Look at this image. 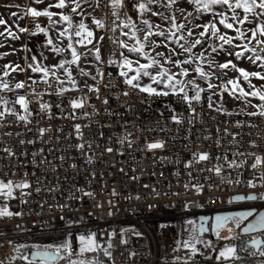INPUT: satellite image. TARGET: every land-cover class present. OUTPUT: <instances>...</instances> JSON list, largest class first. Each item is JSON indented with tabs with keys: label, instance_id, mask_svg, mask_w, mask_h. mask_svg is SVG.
Returning a JSON list of instances; mask_svg holds the SVG:
<instances>
[{
	"label": "built area",
	"instance_id": "obj_1",
	"mask_svg": "<svg viewBox=\"0 0 264 264\" xmlns=\"http://www.w3.org/2000/svg\"><path fill=\"white\" fill-rule=\"evenodd\" d=\"M87 1L92 17L106 25L91 24L101 58L84 76L87 87L61 94L55 77L47 83L27 77L20 95L28 99L30 115L17 104L12 108L28 121L11 114L0 119V179L30 185L15 189L10 200L0 197V208L14 213L0 216V264L30 262L28 250L39 249L14 248L16 241L60 234L72 245V256H80L78 237L93 233L100 249L111 252L109 264L215 261L208 243L182 252L192 234L185 220L192 217L196 225L197 215L264 207V163L251 167L256 156L264 158V116L210 108L206 91L201 102L193 101V112L179 95L157 97L125 84L117 42L124 29H111L114 21L119 25L137 13L128 3L116 20L107 0H99V6ZM93 44H76V49L82 57L94 52ZM72 100L84 106L73 109ZM42 103L50 107L41 110ZM157 142L164 146L147 147ZM200 153H208L209 160L200 161ZM218 166L220 173L214 170ZM248 193L257 199L229 200ZM60 256L72 257L63 250Z\"/></svg>",
	"mask_w": 264,
	"mask_h": 264
},
{
	"label": "snow or ice",
	"instance_id": "obj_2",
	"mask_svg": "<svg viewBox=\"0 0 264 264\" xmlns=\"http://www.w3.org/2000/svg\"><path fill=\"white\" fill-rule=\"evenodd\" d=\"M185 2L194 6L196 11L199 14L210 13L212 18L201 25H195V27L201 28L202 30L199 32L198 36L191 40L190 42L185 38V36L180 35L177 36V33L182 30H187V36L193 37L196 35L193 31L192 27L186 26L184 23H177L175 15H170L165 17L166 20L171 22V28L166 33L164 30H155L159 29V25L155 24L154 21L151 20L153 16H159L161 13L153 10V4H161L166 9H170L173 6L177 5L178 0H166V3L163 0H107V7L109 8L111 15L116 18V20H120V10L125 9L128 6V3H132L133 9L136 11L138 16L141 18L140 26H138L132 19L131 16H127L126 20H121L119 25H115V21L113 22L114 27L111 31L116 32L118 28L120 29H130V31H122L121 34L123 36L129 37V39L133 40L134 43L129 45L125 40L118 39L117 42L119 47L122 49H126L128 53H134L137 56H142L147 59V63H139L136 61L137 66L133 67V60L129 59L127 55H124L121 52L122 61L120 63V67L122 69H127V71H121L119 73L120 76L124 77V83L130 85L133 88L139 89L141 92L148 93L154 96H164L167 97L171 94L179 95L182 101L186 102L188 107L195 112V109L192 108L193 101L199 103L201 102V93L205 92L206 89L201 88L198 84L195 83L194 80H188L187 84L184 83L179 77H187L189 75V70L184 65H192L199 61L200 63L196 64L194 71L199 74V76L203 79H210L213 76V73L210 71H205L201 66L203 62H207L209 67H211L215 61L212 58V54H216L218 52H225L228 56H234L236 60L247 59L252 64H257L260 62L261 71H252L249 72L244 68L238 67L236 63L233 62L232 59H228L224 63H220L219 69H231L237 72L239 75L235 79H230L227 82V85L223 86L224 91H228L229 95L236 96L239 93L237 98H245L248 96L258 97L260 101H264V84L261 85L260 88H256L251 83V78H258L260 81H264V0H185ZM36 4L44 3V0H35ZM97 6H99V0H96ZM71 9V13H78L83 16L84 13L81 9L80 0H55V3L49 2L46 7L42 10H38L36 7H29L27 9V15L32 16L33 18L38 17H46L50 25H52L58 33V38H67V49L70 50L71 59H61L58 63L52 64L51 66H44L42 63H29L28 69L33 73H41V79L44 80L45 83L48 82V77L52 76L56 79H59L56 73V69H61L66 74L68 81L75 86L76 80L74 79L72 72L68 65H76L81 60V54L78 53L74 44H93V39L95 38L93 30H91L88 25L80 19L78 22H74L73 15L66 14L62 11L65 8ZM55 8L61 11H51L50 9ZM147 14V18H145ZM11 15L15 16L16 13H12ZM191 15V13H189ZM255 22V23H253ZM92 23L95 25L97 29H104L106 27L104 21L102 19H97L92 17ZM66 24L67 26L64 28L56 27L57 25ZM252 24L253 26L245 30V25ZM0 25H4L5 29L3 32H0V37H4L5 34L7 37H11L12 39H18L19 37L12 29L7 26V21L3 18H0ZM225 30H232L234 32L233 35H229L226 31H222L221 27ZM174 30V31H173ZM18 31L23 33L29 31L28 29L19 27ZM37 33H43L46 37L45 47H49L50 51L54 54H60L65 52V48L58 47L52 36L49 35V28L41 27L39 24L35 26V31L31 34L35 36ZM158 36L162 37L167 41H172L177 44L179 48L182 50V53L189 54L186 59L173 58L178 56L179 53L176 52L175 49L172 50V53L165 56V53L157 52L155 56L149 55V53L145 50L146 47H152L153 49L160 47V44H157L155 41L151 40V37ZM74 37L76 38L74 40ZM216 39L220 41L218 45H209L211 48V53L206 54L205 52H200L199 54L193 57L191 54L193 53V49L197 46L203 47L209 39ZM99 40H103L104 37H99ZM184 41V43H180ZM239 41H243V43H239ZM255 42L257 45H261L259 50L256 47H250L252 42ZM236 42V43H234ZM225 46H228L226 48ZM26 51H31L25 45ZM94 55L96 60H100V48L93 44ZM236 49H239L238 51ZM247 53H252L251 56L246 55ZM3 55H7L4 53ZM41 57L43 54L41 53ZM156 57H161L164 59V63H161V59H157ZM46 59V57H43ZM31 61H37V56L32 55ZM116 61L110 60L109 63H115ZM164 64H172L173 66L179 69L178 72H172L169 68L165 67ZM5 71L3 72V77H8L11 72L24 71L21 69L19 65L15 67H11L10 65H4ZM155 69V73L150 71V69ZM10 69V71H9ZM134 71L135 75L129 76V72ZM81 76H89L90 73L85 72L83 69L80 70ZM103 76V73H100ZM141 76L149 77L154 84L160 85L163 84L167 90L160 89L158 90L156 87H153L152 84L141 86L139 80ZM248 82V87L252 88V91H245V88L241 85L240 80ZM31 79V77H29ZM95 79V77H93ZM32 83H36L35 80ZM63 81H61V84ZM228 85H231V89L228 88ZM25 84L23 82L15 83V89H23ZM191 87L194 91V95H189L188 88ZM215 86L212 83H208L207 89H213ZM0 89L11 90L10 84L7 80L0 78ZM90 91L99 92V88L94 86H89ZM61 94L65 91H68L66 88H61ZM35 92V89H33ZM42 95V94H38ZM127 95V93H124ZM208 106L212 107V96H208ZM105 104L108 103V100L105 99L103 101ZM13 104H17L24 110L25 113H29V101L24 95H18L17 99L12 101ZM0 104L4 105L3 110H0V119H3L6 114H11L14 116H18L20 121H28V115H19L15 108H9L7 105L9 101L0 97ZM73 109L82 108L84 106L83 101L72 100L71 101ZM41 110L47 109L50 106L46 103H42L40 105ZM262 111L259 115L264 116V104L260 105ZM218 111L220 109H217ZM231 114V113H229ZM249 115H257V113H249ZM173 120H176L179 123V120L176 116L172 117ZM77 130H79L80 125H76ZM41 134H43V130H40ZM20 143H24V141H20ZM31 143V141H29ZM164 145L160 142L150 143L147 145L149 149H157L162 148ZM80 148H83L84 145H79ZM9 151V150H5ZM108 151H112L111 148ZM9 154H11L9 152ZM195 156V154H194ZM198 159L200 161L209 160L208 153H200L198 155ZM243 163V161L241 162ZM264 163V158L260 156L255 157V162L251 165L253 169L257 168L258 165ZM239 167V165H236ZM216 173H220L221 167H216ZM30 185L27 182L15 183L12 180L0 179V197H3L6 200H10L13 198L15 189H26L29 188ZM187 187V185H185ZM199 190V188H198ZM39 191V189H36ZM88 196L94 195L93 193H87ZM264 198V197H262ZM238 200L245 199V197L238 196L236 197ZM248 200H256L257 197L255 195H249L246 197ZM14 213L9 211L7 206L0 208V216H12ZM19 215V213H15ZM252 211H243L231 213L228 215H217L215 217L214 227L217 229V235H219L218 229L225 226L230 220L234 221L237 225H239L246 217L252 216ZM191 223V221H190ZM257 228H264V212H260L259 215L253 220L251 223L247 225L243 229L244 232H251ZM196 231L195 229L193 230ZM199 231L205 232L207 229L205 228L204 223L199 225ZM79 246L78 251L81 255L86 253H95L100 245L97 243L95 239V234H89L87 236L80 235L78 237ZM196 243H199V239L196 236L192 237ZM210 243V242H209ZM112 245L109 244L108 248H111ZM184 247H190L193 252H196L197 249L195 247V243L190 241L184 242ZM49 248H52L50 245ZM67 252L69 256L74 255L73 247L70 243L64 242L63 244L56 246L52 250L45 249L44 251H37L32 254L33 259L37 257L40 258L41 264H54L57 259H60L61 251ZM236 253L235 247H225L220 253L219 258H229L234 257ZM103 254L105 256H110L111 252L108 249L103 250ZM27 259V257H24ZM31 264V261L29 262ZM69 264H94L92 260L87 259H77L70 260ZM98 264V262H97Z\"/></svg>",
	"mask_w": 264,
	"mask_h": 264
},
{
	"label": "rangeland",
	"instance_id": "obj_3",
	"mask_svg": "<svg viewBox=\"0 0 264 264\" xmlns=\"http://www.w3.org/2000/svg\"><path fill=\"white\" fill-rule=\"evenodd\" d=\"M55 3V0H44V3L36 4L35 0H23L22 4H12V3H2L0 4V18H3L5 21H7V26H9L13 32L17 34L19 37L18 39H12L11 37H7L5 34L4 37H0V78L7 80L10 84L11 90H4L0 89V97H4L9 101V104L7 107L12 108L14 105L12 101L17 99V96L20 95V89H15V83L17 82H23V80L27 77H41V73H33L30 69H28L29 63H42L44 66H51L52 64H56L61 59H71L70 50L67 49V38H58V33L55 30V28L49 24V22H39L36 20V18H33L30 15H27V9L29 7H36L38 10H42L44 7L47 6V4ZM81 2V9L84 13L83 16L79 15L78 13H71V9L65 8L62 11H64L66 14L73 15L74 22H78L80 19H83V21L88 25V27L91 29L92 24V10L89 6V3L87 0H80ZM164 3H166V0H163ZM153 10L156 12L161 13L159 16H153L151 17V20L155 22V24L159 25V29L155 30H164L166 33L171 28V22L169 20H166L165 17H168L170 15H175L176 22L177 23H184L188 27H192L193 31L196 35L193 37L187 36V30H182L181 32L177 33V36L183 35L185 38L190 42L191 40L195 39L199 32L202 30L201 28L195 27V25H201L206 22H208L212 16L210 13L205 14H199L195 7L190 5L189 3L185 2V0H178L177 5L173 6L170 9H166L163 6V3L157 5H152ZM51 11H61L59 9L52 8ZM12 13H16L17 15L13 16ZM191 13V15H189ZM147 18V14L145 16ZM133 21L140 26L141 18L138 16L132 18ZM255 23V22H253ZM39 24L41 27L49 28V35L53 37L55 44L58 47L65 48V52L60 54H54L50 51L49 47H45L46 37L43 33H37L35 36H33L31 33L35 31V26ZM66 24L57 25L56 27L64 28L66 27ZM252 24L245 25V30L252 27ZM22 27L25 29H28L27 32H19L18 28ZM221 27L222 31H226L229 35H233L234 32L232 30H225ZM5 29L4 25H0V32H3ZM124 31H130V29H124ZM174 31V30H173ZM123 40H125L129 45L133 44L134 41L129 39V37L123 36ZM151 40L155 41L157 44H160V47H157L153 49L152 47H146V51L149 53V55L155 56L157 52L165 53V56L172 53V50L175 49L177 53H179L178 56H175L173 58H179L181 60L186 59L189 54L182 53V50L179 48V46L172 41H167L162 37L153 36L151 37ZM180 43H184V41H181ZM220 41L212 38L209 39L208 42L203 46H197L195 49H193V53L191 54L193 57L195 55L199 54L200 52H205L206 54L211 53V48L209 45H218ZM236 43V42H234ZM239 43H243V41H239ZM25 45L28 49L31 51H26ZM76 47V44H74ZM228 48V46H225ZM250 47H256L258 50L261 47V45L255 44L253 41L250 44ZM237 51L239 49H236ZM122 52L124 55H127L129 59L133 60V67L135 68L137 66L136 61L138 60L139 63H147V59L142 56H137L134 53H128L126 49H122ZM4 53H7V55H3ZM41 53L43 54V57H46L44 59L41 57ZM36 55L37 61L33 62L31 61V56ZM246 55L251 56L252 53H247ZM157 59H161V63H164V59L161 57H156ZM212 58L215 61V63L209 67V64L205 61L201 64V66L204 68L205 71H210L213 73V76L206 80L199 76L198 73L194 71L196 64L200 63L197 61L196 63L192 65H184V67H187L189 70V75L187 77H179L182 81H184L185 84H187L188 80H194L196 84H198L201 88L206 89V92L208 93V96H212V106L216 108H221L227 111H240V112H261L262 109L260 105L264 104V101H260L258 97L248 96L245 98H237L239 96V93L236 94V96L229 95L228 91L223 90V86L227 85L228 80L235 79L238 77V73L231 70V69H219L218 66L220 63L226 62L228 59H232L234 63L237 64L238 67L244 68L249 72L252 71H261L260 68V62H257V64H252L247 59H240L236 60L234 56L230 57L225 52L221 51L216 54H212ZM97 60L95 59L94 52L87 51L84 53L81 57V60L76 65H68L67 67L70 68L72 75L74 79L76 80V85L73 86L67 79L66 74L61 69H56L57 76L59 77L58 83L60 88H66L68 90H75L80 88H85L88 85V81L84 76H81L77 73L76 68L83 69L85 72H89V70L92 68L93 64ZM122 61V57H121ZM4 65H10L11 67H15L17 65L20 66L21 69H24V71H17V72H11L10 69V75L8 77H3V72L5 71ZM165 67L169 68L172 72H178L179 69L172 64H164ZM121 71H127V69H122L120 67ZM153 74L155 73V69H150ZM135 75L134 71L129 72V76ZM61 81L63 83L61 84ZM139 83L141 86L152 84L153 87H156L158 90L164 89L167 90L163 84L157 85L154 84L149 77L141 76V79L139 80ZM208 83H212L215 87L213 89H207ZM241 85L245 88V91H252L253 89L248 87V82L243 81L242 78L240 80ZM251 83L256 88H260L262 84H264V81H260L258 78L252 77ZM228 88L231 89V85H228ZM190 92H194L191 87L187 89ZM4 105L0 104V110H3ZM191 221V223H190ZM185 226L191 231V236L187 241H190L192 243H195V247L197 250H200L202 247L206 246L208 243V250H213L212 257H214L215 261L218 262H233L242 260L244 258L249 257H264V247L260 248L259 251L254 254L251 249L241 246L239 247L240 253L236 252L234 257H229L227 259L225 258H219V253L225 248V247H235V244L237 240L239 239L237 230H235L232 226V223L230 224V228L228 229V233L226 238L218 240L216 237L214 240L210 239L208 234H204L200 237H197L195 235V232L193 231L195 229L194 225V218L189 217L185 220ZM232 227V228H231ZM196 236L199 239V243H196L194 240H192V237ZM250 236H246L247 239ZM210 239V241H209ZM66 242V237L64 235H55V236H48L40 239H34V240H25V241H16L14 244V248H22L27 246H35L40 249H54L56 246H59ZM210 242V243H209ZM79 243V241H78ZM52 246V248H49V246ZM192 249L190 247H184L182 252L188 253ZM188 255V254H186ZM60 259H57L54 264H69L70 260H77V259H87L92 260L94 264H109V258L108 256H105L103 254V249H98L95 253H86L80 256H72V257H66V256H60ZM251 264H264L263 262H254Z\"/></svg>",
	"mask_w": 264,
	"mask_h": 264
},
{
	"label": "water",
	"instance_id": "obj_4",
	"mask_svg": "<svg viewBox=\"0 0 264 264\" xmlns=\"http://www.w3.org/2000/svg\"><path fill=\"white\" fill-rule=\"evenodd\" d=\"M249 195H254V194L253 193H248L246 195L233 194L229 197V200L232 202H242V201L248 200V199H246V197ZM238 196L245 197V199L238 200V199H236V197H238ZM243 211H252L253 214H252V216L246 217L242 221L243 224L240 226L237 225L234 221H232V226L235 230H237V233L239 236V239L237 240V242L235 244V249H236V252L240 253L241 251H240L239 247L245 246V247L251 249V251L254 254H256L260 248L264 247V228H257L251 232H244L243 229L245 227H247V225L249 223H251L253 220H255V218L259 215L260 212H264V207L259 209V210H255L254 208H248V209L233 210V211H226V212H215L211 215H197L196 222H195V224H196L195 225V230H196L195 235L197 237H200L204 234H208L211 239H214L215 238L214 232H215V230H217L214 227L215 217L217 215H228L231 213L243 212ZM201 223H204L205 228L207 229V231L202 232V233L199 231V225ZM257 233H263V234L260 235ZM252 234H256V236L253 238H249V239L245 238L246 236H249ZM44 250L45 249H40V248L28 250V259L31 261V264H41L40 258L37 257L36 259H33L32 254L34 252L44 251ZM48 250H50V249H48ZM263 261H264V257L254 256V257L244 258L242 260L233 261V262H229V263L212 261V262H204V263H181V262H178V263H171V264H251L254 262H263ZM5 264H29V262H9V263H5Z\"/></svg>",
	"mask_w": 264,
	"mask_h": 264
},
{
	"label": "bare ground",
	"instance_id": "obj_5",
	"mask_svg": "<svg viewBox=\"0 0 264 264\" xmlns=\"http://www.w3.org/2000/svg\"><path fill=\"white\" fill-rule=\"evenodd\" d=\"M231 223L232 221L230 220L224 227L218 229L219 235H217V230H215L214 235L218 240L226 238Z\"/></svg>",
	"mask_w": 264,
	"mask_h": 264
},
{
	"label": "crops",
	"instance_id": "obj_6",
	"mask_svg": "<svg viewBox=\"0 0 264 264\" xmlns=\"http://www.w3.org/2000/svg\"><path fill=\"white\" fill-rule=\"evenodd\" d=\"M23 0H0V4L2 3H12V4H22Z\"/></svg>",
	"mask_w": 264,
	"mask_h": 264
},
{
	"label": "trees",
	"instance_id": "obj_7",
	"mask_svg": "<svg viewBox=\"0 0 264 264\" xmlns=\"http://www.w3.org/2000/svg\"><path fill=\"white\" fill-rule=\"evenodd\" d=\"M90 20H92V17H91V19ZM76 38L74 37V40H75Z\"/></svg>",
	"mask_w": 264,
	"mask_h": 264
}]
</instances>
